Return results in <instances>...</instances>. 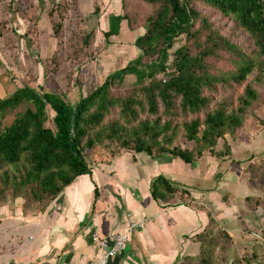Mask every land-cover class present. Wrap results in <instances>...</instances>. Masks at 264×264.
I'll list each match as a JSON object with an SVG mask.
<instances>
[{
  "label": "trees",
  "instance_id": "16d2710c",
  "mask_svg": "<svg viewBox=\"0 0 264 264\" xmlns=\"http://www.w3.org/2000/svg\"><path fill=\"white\" fill-rule=\"evenodd\" d=\"M130 1L152 7L143 34L134 42L140 54L108 75L88 96L70 104L56 93L23 86L0 98V187L11 185L13 199L22 198L25 206L53 200L75 178L87 174L86 151L103 148L113 154L123 150L167 154L188 164L204 152L215 157L229 155L224 136L242 126L257 99L256 87L246 81L251 76L256 84L264 80V0ZM196 4L231 19L250 46L243 49L212 30L194 8ZM98 11L94 7L93 12ZM122 20L130 22L124 13L108 17L105 41L118 33ZM197 22L199 27L194 30ZM202 31L201 42L196 37ZM181 36L187 41L173 52L170 73L157 80L156 74L167 70L168 51ZM89 38L85 35L86 44ZM191 40L199 45L195 53L188 44ZM220 53L230 70L213 75L207 63ZM145 58L154 60L145 63ZM127 76L148 83L125 98L111 97L110 89ZM241 85L242 94L234 102H212L217 86L231 90ZM20 107L23 111L4 124L6 114ZM176 140L193 146L183 149L174 145ZM220 140L222 152L217 149ZM257 161L252 157L251 163ZM262 161L252 169V177L257 170L264 178ZM160 189L175 191L161 176L152 183V195ZM4 193L0 188V196ZM190 261L186 258L177 264ZM195 264H212L211 253L206 251ZM244 264L250 261L245 259Z\"/></svg>",
  "mask_w": 264,
  "mask_h": 264
},
{
  "label": "crops",
  "instance_id": "0c3cea01",
  "mask_svg": "<svg viewBox=\"0 0 264 264\" xmlns=\"http://www.w3.org/2000/svg\"><path fill=\"white\" fill-rule=\"evenodd\" d=\"M105 1L110 8H116L120 6L121 0ZM94 6L100 11L98 4ZM99 11L94 14L98 15ZM110 15L120 14L110 13L107 20ZM123 21L118 33L106 41L108 47L113 45V41H109L111 38L118 40L121 35L124 39L128 38ZM104 31H107L106 28ZM136 31L132 32V49L129 50L131 46H125V52L134 56L137 50V57L140 51L134 42L143 33L134 34ZM110 59L103 55L101 61L106 64ZM1 92L0 98L5 94ZM81 95V91L74 86L68 97L77 100ZM226 144L229 155L215 157L204 153L189 164L167 154L154 156L127 150L113 154L106 149L101 154L95 153V150L90 152L92 154L86 158L89 172L75 178L42 207L26 208L22 198L0 201V264H89L99 254L94 238L101 240L110 234L126 231L129 222L135 223L137 227L130 232L123 251L110 264L182 262L200 252L204 240L202 236H205L206 226L211 219L224 224L227 218L225 223L231 225V230L242 232L239 214L247 207L244 206L243 198H258L257 188L250 187L247 180L243 185L238 179L229 187L230 192L240 198V202L229 200L226 203L223 200V180L217 182L216 177L223 170L231 169L227 163L238 162L234 160L237 155L263 156L264 143L258 141V146L252 144L249 148L245 144L246 149L244 147L238 152L234 150L233 142L228 141ZM202 161L205 168L200 166ZM159 176L175 189L173 193L160 189L155 197L152 195V183ZM212 177L215 183L210 185L209 182L207 188L206 178L210 181ZM242 187L246 190L239 191ZM262 209L264 197L259 209L251 211L248 206L250 214H241L251 218L253 223L250 228L259 225L264 231ZM258 210L262 216L257 214ZM210 215L214 217L210 218ZM252 229L254 233L257 232L255 227ZM253 232L249 235L259 236Z\"/></svg>",
  "mask_w": 264,
  "mask_h": 264
},
{
  "label": "rangeland",
  "instance_id": "374dc122",
  "mask_svg": "<svg viewBox=\"0 0 264 264\" xmlns=\"http://www.w3.org/2000/svg\"><path fill=\"white\" fill-rule=\"evenodd\" d=\"M104 1L0 0V87L2 92L4 91L5 93L3 98L12 94L17 88L28 86L38 92L49 91L56 93L71 104L75 99L68 96L74 86L81 91V96L86 97L97 88V85L105 80L107 75L123 68L132 61L133 57H136L137 50L134 56H131L125 52V46H131L129 50L132 49L131 38L133 31L137 30L134 34L144 32L145 20L150 14L152 7L140 2L121 0L119 7L110 8L108 2ZM94 4H98L100 7L98 15L93 12ZM194 8L200 12V17L208 22L211 29L215 30L219 35L230 39L231 42L241 46L243 49L250 46L247 36L235 27L231 19L223 17L200 4L194 5ZM110 13H119L120 15L124 13L130 22L123 21V28L129 34L128 38L124 39L121 37L122 35L120 36L121 39L118 38V40L111 38L109 41H113V45L108 47L109 44L106 43L103 34L105 32L104 29H108L106 27V18ZM198 27L199 22L195 24L194 30H197ZM203 33L205 34L202 31L196 37V40L202 42L203 37H201V34ZM85 35H90L87 44L84 41ZM186 41L184 36L174 40L173 47L168 51L167 70L164 73L156 74L157 80L167 78V74L171 70L173 52ZM188 44L193 46L192 53L197 52L199 45L196 44V41L193 42L191 40ZM126 54L128 56L123 58ZM103 55L111 57L109 63L104 64L101 61ZM112 60L113 62H111ZM153 60L154 58L152 60L145 58L144 62L149 63ZM207 65L210 66L211 74L213 75L221 72L226 73L230 70L229 65L224 62V55L221 53L215 58H211ZM252 78L253 76L249 77L246 83L252 82L256 87L257 99L250 107L249 115L242 126L235 128L231 135L226 134L224 136L226 142L234 143V150L237 152L246 145L249 148L252 144L258 146V141L264 143V80L261 84H256L252 81ZM142 83L146 85L148 80L137 83L133 76H127L121 85L116 84L110 89V95L114 98H125L135 91L136 88L141 87ZM243 86L232 87L231 90H225L217 86L216 91L211 95L212 102L216 104L224 99H231L234 102L237 97L241 96ZM22 111L23 107H20L9 114L7 113L4 124H9L15 114ZM116 116L117 111H114L112 117L116 118ZM174 145H178L183 149H191L193 146L192 143L180 140H176ZM217 149L222 152V140L218 143ZM102 151H104L103 148H100L95 149L94 152L101 154L103 153ZM88 152L86 151V158L89 154H92ZM204 153L208 156V152ZM245 153H248V151H245ZM234 160H238V162L227 163L228 168L231 169L223 170L216 177L217 182L223 180L224 183L223 200L226 203L229 200L240 202V198L238 199V196H234L236 193L230 192L229 186L234 185V181H238V179L242 184L247 180L250 187L257 188L258 198H243L245 200L243 203L244 206H249L251 211H255L257 208L259 209L262 197H264V178L257 175V170H255V177H252V169H255L259 162L263 163L264 155H260L259 161L256 163H251L252 157L246 155L245 157L237 155ZM203 165L202 161L200 166L205 168ZM217 168L218 164L214 169L216 170ZM220 168L221 166L219 165ZM209 182H211L210 185L215 183L213 177L210 181L206 178L207 188ZM225 184L227 185L226 187ZM0 188L5 192L4 195L0 196V201H6L7 199L12 201V186L9 185L7 189ZM243 190H246V188L242 187L239 191ZM239 191H237V194ZM253 191L255 190L253 189ZM227 192L228 194H226ZM240 195L243 194L240 193ZM47 203H30L26 206L24 205V207H42ZM228 206L230 211L231 207L230 205ZM247 207L241 210L239 214V223H241H238L239 228L240 225L242 226V232L240 233L231 230V225L225 223L226 217L224 224L216 223L211 219L206 226L205 236H202L204 239L203 252L192 255L189 258L191 260L189 263H197L200 256L209 251L212 257V264H244L245 259H248L250 264H264V231L259 225L252 226L257 229L256 233L252 231V227L250 228L253 223L251 218L241 215L243 212L250 214L247 211ZM262 210L264 211V209ZM257 214H260L259 210ZM259 216L262 215L260 214ZM209 217L214 216L210 215ZM244 218L248 220H244ZM251 231L259 236H250Z\"/></svg>",
  "mask_w": 264,
  "mask_h": 264
},
{
  "label": "built area",
  "instance_id": "2783aa9c",
  "mask_svg": "<svg viewBox=\"0 0 264 264\" xmlns=\"http://www.w3.org/2000/svg\"><path fill=\"white\" fill-rule=\"evenodd\" d=\"M136 227L135 223L129 222L126 231L110 234L101 240L94 238V240L97 241V250L99 254L95 256L89 264H110V262L123 251L129 239L130 232L136 229Z\"/></svg>",
  "mask_w": 264,
  "mask_h": 264
}]
</instances>
